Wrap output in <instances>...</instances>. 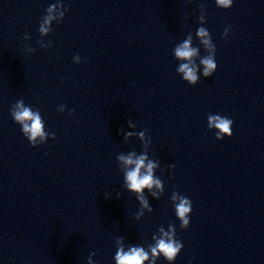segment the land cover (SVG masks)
<instances>
[{"label":"water","instance_id":"1","mask_svg":"<svg viewBox=\"0 0 264 264\" xmlns=\"http://www.w3.org/2000/svg\"><path fill=\"white\" fill-rule=\"evenodd\" d=\"M54 2L0 0V264H87L92 251L114 264L115 237L150 241L169 222L184 244L175 264H264V0H234L226 11L214 0H64L69 11L44 50L39 20ZM201 3L218 69L191 87L171 50L195 33ZM20 98L41 109L55 140L28 144L9 114ZM209 112L234 120L231 138L208 131ZM129 120L148 130L162 168L175 165L139 222L115 159L141 150L135 138L123 143ZM173 188L193 203L184 231Z\"/></svg>","mask_w":264,"mask_h":264},{"label":"clouds","instance_id":"2","mask_svg":"<svg viewBox=\"0 0 264 264\" xmlns=\"http://www.w3.org/2000/svg\"><path fill=\"white\" fill-rule=\"evenodd\" d=\"M214 3L217 8L226 11L233 7L234 0H214ZM68 11L69 6L64 0H55L54 3L46 7L45 13L39 20L38 34L40 39L36 42L41 49L48 50L53 46V40L50 38L53 34V25H59L65 19ZM207 16V6L205 3H201L197 17L199 26L195 33L187 32L185 38L177 42L171 50L172 58L176 62V74L191 87H195L201 78L212 77L218 69L217 48L209 29L204 26L207 22ZM187 18L185 16V19ZM231 31V25L225 26L221 38L227 40ZM30 39V34L25 33L23 40L27 55L36 51V48L27 43ZM201 49H203V55ZM72 60L79 65L81 56L76 54ZM86 60L87 58H85V62ZM63 82L61 80V84ZM66 108L67 105L59 104L56 106V111L64 114ZM74 112L75 109H68L67 117L70 119ZM9 114L31 147L45 146L49 140L57 138L55 132L48 128L41 109L26 103L23 98L16 100L10 106ZM206 121L208 131L213 133L216 140L232 137L234 120L229 115L209 112ZM128 129L130 130L123 131V143L127 144L135 138L139 140L141 150L131 149L127 152H119L115 159L122 174L121 187L131 194L138 203L139 207L133 219L139 222L146 213L151 214L154 211L149 197L159 200L165 195V182L161 177L168 173L171 178V172L175 165L169 164L167 168H162L160 159L150 155L152 138L147 129L137 131V124L133 120L128 121ZM119 195L117 193L118 197ZM169 200L175 219L179 222V230H187L190 227L193 210L191 199L173 188ZM114 248L115 252L112 257L114 264H159L160 261L165 262V264H175L184 244L177 235L176 224L169 222L167 227L163 224L160 225L151 234L150 241L143 240L134 244L128 242L124 236H117L114 238ZM96 255L95 251L90 252L87 256V264H98L93 259ZM194 260L195 257L193 256L188 260V264H193Z\"/></svg>","mask_w":264,"mask_h":264}]
</instances>
